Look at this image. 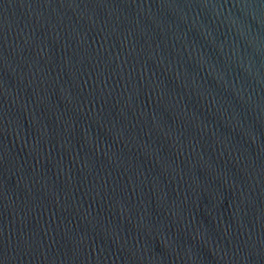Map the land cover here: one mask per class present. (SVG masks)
Wrapping results in <instances>:
<instances>
[{
    "label": "water",
    "instance_id": "obj_1",
    "mask_svg": "<svg viewBox=\"0 0 264 264\" xmlns=\"http://www.w3.org/2000/svg\"><path fill=\"white\" fill-rule=\"evenodd\" d=\"M0 264H264V0H0Z\"/></svg>",
    "mask_w": 264,
    "mask_h": 264
}]
</instances>
